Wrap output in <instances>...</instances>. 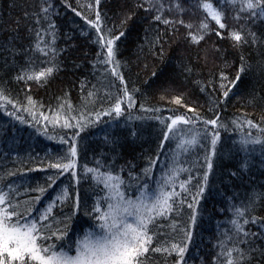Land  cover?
Returning a JSON list of instances; mask_svg holds the SVG:
<instances>
[{"label":"snow or ice","instance_id":"obj_1","mask_svg":"<svg viewBox=\"0 0 264 264\" xmlns=\"http://www.w3.org/2000/svg\"><path fill=\"white\" fill-rule=\"evenodd\" d=\"M4 3L0 264H264V0ZM23 114L58 141L42 183Z\"/></svg>","mask_w":264,"mask_h":264},{"label":"trees","instance_id":"obj_2","mask_svg":"<svg viewBox=\"0 0 264 264\" xmlns=\"http://www.w3.org/2000/svg\"><path fill=\"white\" fill-rule=\"evenodd\" d=\"M35 2V0H15V3L17 5L23 6V7H17L16 9L12 10V14L16 15L18 13H22L24 10V7H28L30 5H32ZM82 2H86V0H82ZM202 2H205V0H202ZM208 2H211V0H208ZM28 10L31 11V8L28 7ZM0 12H3V14L5 16L8 15V10L6 8V4L4 3V0H0ZM83 42V41H81ZM87 50V49H85ZM128 55H130V53H128ZM86 74V72H85ZM3 75V72L0 71V76ZM143 76V73H142ZM63 79V80H73V81H77L78 79H83V76L80 75V72H77L75 76H61L60 78H58V80L52 85L50 86L47 90L41 88V89H35L32 88L31 89V94L33 95L34 99L42 101L45 105H55L56 100L54 99V96H58L59 93V89L60 87H64L63 85H60L59 80ZM79 88L78 86H74L72 88V98L69 101V103H77L76 97L78 94ZM103 91V90H101ZM24 93L21 92L20 96L21 98H23ZM202 102V101H201ZM27 106V105H25ZM39 108H36L35 111L39 112ZM3 110L0 109V112H2ZM237 111H245V109H242L239 107V105H236L235 107H233L232 105H229L225 115L228 118H231L232 113H235ZM248 111H251V109H248ZM47 114V113H46ZM167 114V113H166ZM25 116V119L28 121V123L26 125H17V127H19L22 131L20 133L17 134V140L20 141L19 144L16 145V147L19 149V159L24 161V164H16L14 165V167L19 168L21 174L24 176V180L31 182V183H35L37 181L39 182H43V179L46 175L45 172L42 171H32V172H28L27 167H25V165H27L29 158H31L33 160V167L36 169H39L40 164L38 163L39 160H45L46 159V154L47 155H51L52 152L54 151V146L55 147H59L58 145V141L57 140H49L47 139L44 135L38 133L35 131L34 128V122L31 119V117H29L27 114H23ZM6 120L5 116L0 115V129L3 128L4 126V121ZM41 125H43V121L41 120ZM24 129H27L26 131H24ZM41 131H43V128L41 129ZM229 135H231V132L229 133ZM8 144L11 145L13 144V141L11 139L8 140ZM4 141L3 139H0V152L4 151ZM13 161L17 160V154L16 152L12 153V158ZM5 163V161L0 158V164ZM87 163L89 164V166H92V156L91 154H89L88 158H87ZM9 167H13V165L10 163ZM87 187V185H85V188ZM45 203H47V200H45ZM214 201L212 199H209L208 204L206 205V207L211 208L213 205ZM213 229H214V225L210 226L207 221L205 222L204 226H203V230L201 231V235L204 238L205 243L211 238L212 233H213ZM198 242H199V238H198ZM201 247H204V245H202Z\"/></svg>","mask_w":264,"mask_h":264}]
</instances>
